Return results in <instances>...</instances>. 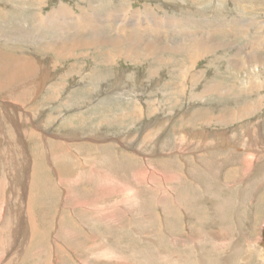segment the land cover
I'll list each match as a JSON object with an SVG mask.
<instances>
[{
  "label": "rangeland",
  "instance_id": "rangeland-1",
  "mask_svg": "<svg viewBox=\"0 0 264 264\" xmlns=\"http://www.w3.org/2000/svg\"><path fill=\"white\" fill-rule=\"evenodd\" d=\"M263 74L264 0H0V264H264Z\"/></svg>",
  "mask_w": 264,
  "mask_h": 264
},
{
  "label": "bare ground",
  "instance_id": "bare-ground-1",
  "mask_svg": "<svg viewBox=\"0 0 264 264\" xmlns=\"http://www.w3.org/2000/svg\"><path fill=\"white\" fill-rule=\"evenodd\" d=\"M60 7V6H59ZM120 12H122V11H120ZM112 13H114L113 11H112ZM119 13V12H118ZM52 14H56L57 15V17H61V18H64V17H69V15H68V13L66 12V10L63 8V7H60L59 9H58V11L57 10H55ZM120 14V13H119ZM119 14H117L118 16H119ZM116 15V16H117ZM100 16V15H99ZM131 16V15H130ZM79 17V16H78ZM84 17V16H83ZM82 17V18H83ZM102 17V16H101ZM110 17V16H109ZM116 18V17H115ZM50 19V18H49ZM97 19V18H96ZM82 20V19H81ZM89 20V19H88ZM110 20H111V18H110ZM99 21V20H98ZM158 21V20H157ZM157 21H154L155 22V24H156V27H157V25H159V22H157ZM89 22V21H88ZM94 22H96L95 20H94ZM106 22V21H105ZM52 23V22H51ZM68 23V22H67ZM166 23V24H165ZM164 24L165 25H167V27L169 28V26H171L170 25V20H167L166 19V22H165ZM179 23H181V22H179ZM178 23V24H179ZM55 24V23H54ZM91 24V23H90ZM114 24V23H113ZM48 25V24H47ZM128 25V24H127ZM180 25V24H179ZM96 26V25H95ZM163 26V25H162ZM181 26V25H180ZM49 27V26H48ZM93 28V27H92ZM97 28V27H96ZM164 28V27H163ZM122 29V28H121ZM180 29V28H179ZM181 29H182V27H181ZM66 30V29H65ZM93 31V30H92ZM91 31V32H92ZM96 31V30H95ZM124 32V31H123ZM109 33V32H108ZM93 34V33H92ZM97 34V33H96ZM102 34V33H101ZM112 34V33H111ZM107 35V34H106ZM105 35V36H106ZM114 35V34H113ZM97 36V43H98V45H107V44H105V43H107V41L105 40V39H109V41H111V43H112V45L114 46V47H116V45H121V43H125L126 44V38L125 37H122V36H120V35H118V34H116V36H115V38H113L112 36L111 37H101L100 36V34L98 35H96ZM120 36V37H119ZM187 36V35H186ZM198 37V36H197ZM88 38V37H87ZM121 38V39H120ZM68 39V38H67ZM66 39V40H67ZM84 39V38H83ZM186 39H188L189 40V42H191V44H190V48H201V47H203V48H205V50L207 49H210V48H217L218 46V44H214V43H211L210 44V42L209 43H207V42H195V40H196V38H195V40H194V37H188V38H186ZM79 40H80V38H79ZM202 40V39H201ZM203 41V40H202ZM65 42V41H64ZM123 43V44H124ZM134 43V42H133ZM132 43V44H133ZM220 43V42H219ZM51 44V43H50ZM56 44V43H55ZM63 44V43H62ZM124 44V45H125ZM131 44V45H132ZM150 44V43H149ZM73 45H74V43H73ZM97 45V46H98ZM138 45V44H137ZM51 46V45H50ZM82 46V45H81ZM225 46V45H224ZM53 47H54V45H53ZM87 47V46H86ZM93 47V46H92ZM66 48V47H65ZM81 48V47H80ZM202 48V49H203ZM219 48V47H218ZM55 49V48H54ZM56 50H57V48H56ZM64 50V49H63ZM62 50V51H63ZM132 50V49H131ZM147 50V49H146ZM180 50V49H179ZM184 50V49H183ZM67 51V50H66ZM196 51V50H195ZM262 51V50H261ZM57 52H59V51H57ZM56 52V53H57ZM129 52V51H128ZM120 53V52H119ZM214 53H216V52H214ZM62 54V53H61ZM211 54V53H210ZM237 54V53H236ZM123 55V54H122ZM150 55V54H149ZM199 56V55H198ZM242 56V55H241ZM193 57H194V54H193ZM192 57V58H193ZM237 57V56H236ZM233 62H235V61H233ZM158 63V62H157ZM192 63V62H191ZM253 64V63H252ZM191 65V64H190ZM189 65V66H190ZM257 66V65H256ZM263 66V65H262ZM256 69V68H255ZM79 71V70H78ZM193 71V70H192ZM248 71V70H247ZM194 77V76H193ZM181 78V77H180ZM190 78V77H189ZM263 78H264V74H263ZM193 80V79H192ZM263 80V79H262ZM188 81V80H187ZM194 81V80H193ZM255 84V83H254ZM97 85V84H96ZM109 86V85H108ZM98 88V87H97ZM76 95V94H75ZM198 96V95H197ZM215 96V95H214ZM71 97V96H70ZM243 110V109H242ZM11 113V112H10ZM242 116V115H241ZM227 117V116H226ZM33 120V119H32ZM188 124V123H187ZM10 127V126H9ZM43 129V128H42ZM21 132V131H20ZM28 153V152H27ZM252 160V159H251ZM28 167H29V165H28ZM250 169V168H249ZM19 187V186H18ZM17 189V188H16ZM263 228H264V226L262 227V230H263ZM27 229V228H26ZM262 230H261V232H262ZM263 243V241H262V237L260 238V242H259V247L260 248H264V244H262ZM260 250V249H259ZM261 251H262V249H261ZM264 251V250H263Z\"/></svg>",
  "mask_w": 264,
  "mask_h": 264
},
{
  "label": "water",
  "instance_id": "water-1",
  "mask_svg": "<svg viewBox=\"0 0 264 264\" xmlns=\"http://www.w3.org/2000/svg\"><path fill=\"white\" fill-rule=\"evenodd\" d=\"M261 237H262V241H263L262 244H264V228H263V230H262V232H261Z\"/></svg>",
  "mask_w": 264,
  "mask_h": 264
}]
</instances>
